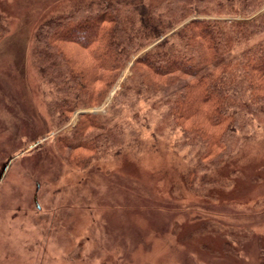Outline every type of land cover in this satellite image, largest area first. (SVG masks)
<instances>
[{
  "label": "rangeland",
  "instance_id": "374dc122",
  "mask_svg": "<svg viewBox=\"0 0 264 264\" xmlns=\"http://www.w3.org/2000/svg\"><path fill=\"white\" fill-rule=\"evenodd\" d=\"M98 1L0 0L9 29L0 41V264H264L262 131L229 165L234 184L206 196L172 190L182 163L144 119L134 127L145 145L138 166L124 165L125 150L71 166L60 144L73 149L98 134H77L83 115L132 123V106H114L130 72L101 108L61 122L33 62L34 37L51 18ZM136 107L150 112L142 98Z\"/></svg>",
  "mask_w": 264,
  "mask_h": 264
},
{
  "label": "trees",
  "instance_id": "16d2710c",
  "mask_svg": "<svg viewBox=\"0 0 264 264\" xmlns=\"http://www.w3.org/2000/svg\"><path fill=\"white\" fill-rule=\"evenodd\" d=\"M74 10L34 37L33 62L57 98L54 112L67 122L101 108L129 71L114 106H132L135 115L121 129L83 115L77 134H98L73 149L60 144L71 166L84 170L124 150V165L138 166L145 145L134 127L144 119L156 125V139L173 141L182 163L175 193L230 188L229 165L264 133V0H99ZM8 34L0 15V41ZM140 98L149 104L144 117Z\"/></svg>",
  "mask_w": 264,
  "mask_h": 264
}]
</instances>
